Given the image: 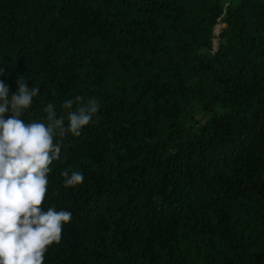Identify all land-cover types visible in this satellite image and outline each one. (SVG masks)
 <instances>
[{"label":"trees","instance_id":"obj_1","mask_svg":"<svg viewBox=\"0 0 264 264\" xmlns=\"http://www.w3.org/2000/svg\"><path fill=\"white\" fill-rule=\"evenodd\" d=\"M0 67L40 89L25 122L100 105L44 264H264V0H0Z\"/></svg>","mask_w":264,"mask_h":264},{"label":"clouds","instance_id":"obj_2","mask_svg":"<svg viewBox=\"0 0 264 264\" xmlns=\"http://www.w3.org/2000/svg\"><path fill=\"white\" fill-rule=\"evenodd\" d=\"M17 84V91L9 98V86L0 81V264H44L49 246L61 242L64 225L73 219L66 209L43 207L50 165L61 159L62 139L68 134L80 136L100 105L90 98L67 113L66 124L64 116L58 117L49 103L44 108L47 123L25 122L21 117L40 89L29 87L24 78ZM82 100L76 96L64 101L62 107L71 110L74 103ZM61 175L65 189L84 182L80 171H64ZM58 194L53 192L54 196Z\"/></svg>","mask_w":264,"mask_h":264},{"label":"rangeland","instance_id":"obj_3","mask_svg":"<svg viewBox=\"0 0 264 264\" xmlns=\"http://www.w3.org/2000/svg\"><path fill=\"white\" fill-rule=\"evenodd\" d=\"M199 119H201V120H203V116H202V114H198V116H197Z\"/></svg>","mask_w":264,"mask_h":264}]
</instances>
